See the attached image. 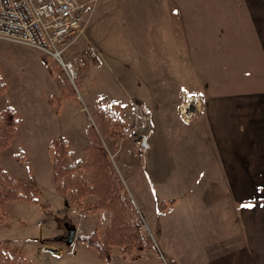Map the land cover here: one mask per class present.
<instances>
[{"label":"crops","instance_id":"1","mask_svg":"<svg viewBox=\"0 0 264 264\" xmlns=\"http://www.w3.org/2000/svg\"><path fill=\"white\" fill-rule=\"evenodd\" d=\"M149 5L162 20L143 34V41L160 50L176 47L173 55L161 52L159 59L169 70L166 62L175 58L170 74L179 84L160 85V91L179 96L147 95L143 105L151 110L152 131L140 136L146 148L141 140L135 142L142 149L144 171H136L137 161L131 165L142 192L125 187L138 211L140 206L146 210L145 226L159 219L153 231L160 245L147 244L134 258L114 249L107 263L70 254L66 264H160L157 253L164 264H264V0H151ZM110 106L120 110L126 124L133 122L136 105L123 106L125 115L122 106ZM53 108L50 114L56 118L65 105L58 112ZM60 136L66 137L54 135ZM22 149L28 156V149ZM123 174L129 178L131 172ZM184 178L190 181L187 186L181 184ZM164 182L177 190L172 196L164 195ZM148 183L158 194L153 201ZM136 193L148 206L136 201ZM55 202L76 213L67 196ZM2 240L11 247V240ZM62 252L65 248L49 250L54 257H63Z\"/></svg>","mask_w":264,"mask_h":264},{"label":"rangeland","instance_id":"2","mask_svg":"<svg viewBox=\"0 0 264 264\" xmlns=\"http://www.w3.org/2000/svg\"><path fill=\"white\" fill-rule=\"evenodd\" d=\"M150 3L151 0L96 1L85 34L67 52L69 58H77L79 68L77 87L72 88L73 91L69 89L65 78L60 74L53 75L47 70L44 56L34 48L0 38V82L5 87L0 94V112L10 107L17 120L13 139L6 148L0 150V173L6 172L19 183L32 185L37 190L39 198V202L37 200L35 204L37 206L24 201L10 202L5 206L3 211L5 220L0 226V254L9 250H22L30 264H66L70 254H76L89 262L97 260L96 252L87 244L77 241L71 248V245L59 242L58 237L64 236L66 225L72 223L77 227L76 237L85 236L93 231H97L101 237L111 214L108 211H100L104 213L96 211L97 214L86 212L72 204L68 194L61 195L56 190L54 156L50 151V142L58 139L67 142L68 154L62 161L63 166L82 165L87 160L86 147H82L85 141L88 140L89 143L85 135V126L87 122L93 125L88 110L97 102L101 101L106 105L116 103L119 107L127 105L130 108L138 104H142L139 106L143 107V102H148L147 95L159 94L164 100H174L179 96L160 91L162 88L160 85L167 87L166 85L170 83L179 84V79H173V75L170 74L175 70V58L170 57V62H166L169 70L162 66L163 62L161 63L159 59L161 52L173 55L176 47L167 45L160 50L158 44L148 46L143 41V34L152 31L155 28L153 23L162 20L159 10L150 7ZM88 45L93 46L98 53L90 56ZM11 103L16 105V109L10 105ZM64 105V112L53 118L49 106L58 112ZM124 107L121 108L123 115ZM133 112V122L127 124L129 130L126 136L121 137L115 146L108 140H104V144L114 168H117L116 171L119 170L121 176L123 175L125 185L122 184L125 190L127 187L142 192L139 177L133 173L135 169H131V165L137 161L136 171H144L141 146H135V142L141 140V133L140 130L134 132L136 121L135 111ZM69 114L72 119L68 118ZM59 133L65 134L66 137L55 138L54 135ZM172 133L171 141H174V130ZM24 147L28 149V156L22 149ZM120 150L121 153L118 154ZM130 154L132 156H128ZM126 166L128 168L125 169ZM126 171L131 172L129 178L123 174ZM172 173L168 177L173 179ZM189 183L187 178L181 180L184 186ZM164 185L163 192L166 197L177 191L167 182ZM147 188L152 194V201L155 200L157 192H153V186L151 187L149 183ZM58 194L68 197L69 203L76 206V213L70 212L69 205L56 204L55 197L58 198ZM135 196L139 204L148 206L140 198L139 193ZM95 201L93 196H86L81 203L92 205ZM56 209L61 211L57 212ZM140 211L141 219L142 217L147 219L146 210L140 206ZM79 213L90 215L78 217ZM150 223L149 229L143 220L141 223L145 249L147 244L153 248L160 245L156 232L154 234L153 231L158 228L159 219ZM5 238L11 240L12 248L2 240ZM55 247L65 248L66 252H62L63 257L49 254V250ZM42 251L45 252V257H42ZM158 255L159 253L156 260L164 264L163 258ZM166 262L168 263V260ZM0 264L7 263L0 258Z\"/></svg>","mask_w":264,"mask_h":264},{"label":"trees","instance_id":"3","mask_svg":"<svg viewBox=\"0 0 264 264\" xmlns=\"http://www.w3.org/2000/svg\"><path fill=\"white\" fill-rule=\"evenodd\" d=\"M44 63L51 74H60L72 90L63 70L51 59L44 57ZM5 87L0 82V94ZM73 91V90H72ZM93 125L87 128L89 143L85 148L87 160L82 165H62L67 156V142L64 139L52 140L50 151L54 156L53 170L56 190L61 195L68 194L70 202L86 212L108 211L111 219L101 237L97 231L85 236H77L76 241L87 244L96 252L101 263H107L114 248L123 256L145 249V237L142 232V219L133 200L125 190L116 169L109 159L104 140L117 145L119 139L126 136L129 126L122 119L117 108L99 101L88 110ZM17 128L15 114L10 107L0 112V150L6 148L13 139ZM93 196L92 205H83L81 200ZM37 190L29 184L19 183L6 172L0 173V226L4 223V208L10 202L24 201L36 204ZM7 264H30L23 253L9 250L0 254Z\"/></svg>","mask_w":264,"mask_h":264},{"label":"built area","instance_id":"4","mask_svg":"<svg viewBox=\"0 0 264 264\" xmlns=\"http://www.w3.org/2000/svg\"><path fill=\"white\" fill-rule=\"evenodd\" d=\"M97 0H0V38L34 48L51 59L76 89L77 58L67 52L85 34ZM90 56L98 53L87 46ZM136 105L134 132L148 136L152 131L151 110Z\"/></svg>","mask_w":264,"mask_h":264},{"label":"water","instance_id":"5","mask_svg":"<svg viewBox=\"0 0 264 264\" xmlns=\"http://www.w3.org/2000/svg\"><path fill=\"white\" fill-rule=\"evenodd\" d=\"M142 147L146 148V138H141ZM76 238V229L71 225H66V234L62 237H58V241L66 245H71Z\"/></svg>","mask_w":264,"mask_h":264},{"label":"snow or ice","instance_id":"6","mask_svg":"<svg viewBox=\"0 0 264 264\" xmlns=\"http://www.w3.org/2000/svg\"><path fill=\"white\" fill-rule=\"evenodd\" d=\"M243 207H250L251 205H242Z\"/></svg>","mask_w":264,"mask_h":264}]
</instances>
